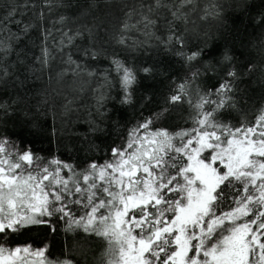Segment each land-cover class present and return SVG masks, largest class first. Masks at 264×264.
<instances>
[{
  "label": "snow or ice",
  "instance_id": "1",
  "mask_svg": "<svg viewBox=\"0 0 264 264\" xmlns=\"http://www.w3.org/2000/svg\"><path fill=\"white\" fill-rule=\"evenodd\" d=\"M225 4L264 36V0H0V264H88L97 241L95 264H264V104L249 116L240 85L256 66L241 62ZM56 8L72 14L48 27ZM197 20L224 30L194 34ZM29 41L39 55L29 56ZM153 52L180 63L184 77H168L158 108L111 145L104 141L119 117L108 111L107 90L93 89L96 106L79 142L99 159L43 157L16 131L43 132L41 117L57 97L71 111L74 97L39 85L57 61L58 81H115L122 110L136 104L142 79L165 75ZM126 53L147 59L130 63ZM184 105L188 126H171ZM62 131L48 126L57 139ZM60 232L75 243L53 253L48 237Z\"/></svg>",
  "mask_w": 264,
  "mask_h": 264
},
{
  "label": "trees",
  "instance_id": "2",
  "mask_svg": "<svg viewBox=\"0 0 264 264\" xmlns=\"http://www.w3.org/2000/svg\"><path fill=\"white\" fill-rule=\"evenodd\" d=\"M206 2V0H204ZM221 3H225V0H220ZM259 2V0H257ZM61 13L71 15V10L65 8L53 9V12L45 20V24L51 27V22L56 19ZM225 17L224 26L229 31L230 36H235V46L238 53H242L240 56L242 63L251 62L256 66V71L251 75H245V83L240 87L246 90L245 100L249 106V116L261 105L264 104V85L261 84V80L264 79V36L261 35V30L254 24L249 23L247 16L237 17L231 13V9L225 4V8L222 12ZM224 29L220 27L219 22L215 20L208 21H196L193 33L208 32L214 36H218L220 31ZM54 34L59 37V33ZM196 42L195 38L192 41ZM31 46L29 56L39 55V49L32 44V41L28 42ZM75 54V49H70ZM130 63L139 64L141 61L147 59L145 56L139 54L126 53ZM152 59L158 62L162 61L161 67L165 69V75H157L152 79H142L141 84L137 87L136 91V104L125 109H120V106L116 102V94L118 88L115 87V81L113 86L108 88L106 84L98 82L96 80H85L84 78H70L62 81H58L56 78V70L61 67L59 61L52 66V78L48 79V74H44V79L39 82L42 89H46L53 96L58 91H64L70 99L74 97L73 104L71 105V111L67 114L63 113V97H57V103L55 109L49 111V114L45 117H41V124L44 126L43 132L37 135L29 134L27 129H16L21 133V139L31 143V149L38 155L43 157L56 156L57 158L69 160L74 165H83L86 159L93 157L99 159L101 153H88L82 150L83 145L79 142V137L86 135V129L88 123L91 121V112L95 109L96 94L93 89L99 91L107 90L111 95V101H108V111L119 117V126L116 127L112 135L107 137L104 141L106 145H111L113 142L119 143L122 137V133L127 127L134 125L138 122L141 116L147 117L151 112L156 110L159 106L163 95H165L172 85V81L168 79L171 77L177 81L182 79L185 75V69L183 66L176 62L171 56H164L162 53H152ZM104 67H107V62H102ZM215 79L207 81L202 84L201 87L207 88L216 84ZM35 91V90H34ZM151 96V101H145L144 97ZM251 97V99H249ZM191 110L187 105H184L180 111L173 112L170 118V125L188 126L185 121L188 119L189 112ZM234 122V121H233ZM52 125L56 128H62L61 137L57 139L55 136H50L48 133V126ZM11 125L9 129L11 130ZM71 144L75 148V152H66L65 145ZM36 233H32L31 236H24L20 238V243L26 240L35 239ZM43 239V237H41ZM48 239L52 241L53 253H59L61 244L67 240L69 243H75L73 239H70L64 235L63 232L58 233L55 238L49 236ZM103 248L100 243L94 242L91 245V251L88 253V264H95V260L98 259L102 253ZM95 253V256L93 255Z\"/></svg>",
  "mask_w": 264,
  "mask_h": 264
}]
</instances>
